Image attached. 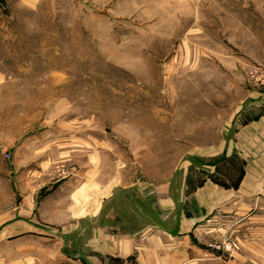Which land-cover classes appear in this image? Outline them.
<instances>
[{
  "label": "rangeland",
  "instance_id": "374dc122",
  "mask_svg": "<svg viewBox=\"0 0 264 264\" xmlns=\"http://www.w3.org/2000/svg\"><path fill=\"white\" fill-rule=\"evenodd\" d=\"M256 91L264 0H0V225L19 209L42 224L89 212L187 161L193 185L234 184L237 156L189 157L254 117ZM205 225L208 262L242 254Z\"/></svg>",
  "mask_w": 264,
  "mask_h": 264
},
{
  "label": "crops",
  "instance_id": "0c3cea01",
  "mask_svg": "<svg viewBox=\"0 0 264 264\" xmlns=\"http://www.w3.org/2000/svg\"><path fill=\"white\" fill-rule=\"evenodd\" d=\"M253 97L254 117L241 121L238 112L223 135L189 157L237 156L242 168L234 184L206 176L193 185L187 161L160 184L123 186L89 212L54 213L42 224L19 209L0 225V264H212L202 246L211 223L243 246L230 264H264V93ZM215 166L204 165L210 174ZM52 195L45 206L62 207Z\"/></svg>",
  "mask_w": 264,
  "mask_h": 264
},
{
  "label": "built area",
  "instance_id": "2783aa9c",
  "mask_svg": "<svg viewBox=\"0 0 264 264\" xmlns=\"http://www.w3.org/2000/svg\"><path fill=\"white\" fill-rule=\"evenodd\" d=\"M224 247H225L224 249L226 251H228V252H236L238 250V246L234 242L225 243V246Z\"/></svg>",
  "mask_w": 264,
  "mask_h": 264
}]
</instances>
